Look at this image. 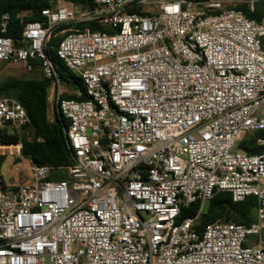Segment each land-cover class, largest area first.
I'll list each match as a JSON object with an SVG mask.
<instances>
[{"label": "built area", "instance_id": "obj_1", "mask_svg": "<svg viewBox=\"0 0 264 264\" xmlns=\"http://www.w3.org/2000/svg\"><path fill=\"white\" fill-rule=\"evenodd\" d=\"M93 3L58 1L17 43L0 20V63L37 62L72 155L65 168L31 166L26 184H5L0 170V264H264V150L238 148L254 132L264 147V18L238 9L255 0ZM54 37L85 100L61 98L71 92L47 53ZM28 123L0 98V137ZM20 148L0 142V155ZM218 192L254 197L253 221L196 230Z\"/></svg>", "mask_w": 264, "mask_h": 264}, {"label": "trees", "instance_id": "obj_2", "mask_svg": "<svg viewBox=\"0 0 264 264\" xmlns=\"http://www.w3.org/2000/svg\"><path fill=\"white\" fill-rule=\"evenodd\" d=\"M58 1L74 4L81 9L94 6L93 0H0V20L3 16L8 18L5 36L17 43L23 24L41 20L40 12L55 6ZM238 9H241L249 20L259 22L264 18V0H255L252 10L244 5ZM89 27L92 30H106L93 25ZM60 40V37L52 38L47 53L54 61L60 83L71 92L64 93L61 98L85 100V88L80 78L71 73L55 56L54 49ZM31 64L33 68L38 66L35 61ZM50 86L51 80L44 77L41 79L8 77L0 81V98H12L19 102L29 119V123L23 127L21 132L15 135L3 134L0 142L6 145L20 143L19 154L26 158L31 166H48L52 169H59L71 165L72 155L63 134L67 120L56 112L55 107H53L52 119L48 117L47 93ZM76 92L80 95L77 96ZM261 135V132L247 135L239 142L238 148L249 155L261 153L264 147L256 144V138ZM2 161L3 158L0 157V165ZM49 179L60 181L66 179V175L62 172L52 173ZM255 207L254 197L250 196L242 202L234 203L228 193L218 192L207 203V210L201 212L195 228L200 231L206 224L216 221L249 224L254 219ZM197 209L196 205L181 208L178 220L194 216Z\"/></svg>", "mask_w": 264, "mask_h": 264}, {"label": "rangeland", "instance_id": "obj_3", "mask_svg": "<svg viewBox=\"0 0 264 264\" xmlns=\"http://www.w3.org/2000/svg\"><path fill=\"white\" fill-rule=\"evenodd\" d=\"M0 63V81L8 78H23V79H41L43 77L40 68H33L31 71H27L21 66L10 65ZM259 112H264V106H262ZM48 117L51 120L53 117V107L49 103L48 107ZM11 153H4L0 155L3 158V161L0 165V170L2 172L3 180L7 185H20L26 184L30 180V169L31 165L29 161L21 156L17 155L12 150ZM19 159V163L15 164V161ZM207 210V204L203 207V212Z\"/></svg>", "mask_w": 264, "mask_h": 264}, {"label": "water", "instance_id": "obj_4", "mask_svg": "<svg viewBox=\"0 0 264 264\" xmlns=\"http://www.w3.org/2000/svg\"><path fill=\"white\" fill-rule=\"evenodd\" d=\"M19 161H20V160H19V159H17V160L15 161V164L19 163Z\"/></svg>", "mask_w": 264, "mask_h": 264}, {"label": "crops", "instance_id": "obj_5", "mask_svg": "<svg viewBox=\"0 0 264 264\" xmlns=\"http://www.w3.org/2000/svg\"><path fill=\"white\" fill-rule=\"evenodd\" d=\"M7 66H9V65H7ZM7 66H6V67H7Z\"/></svg>", "mask_w": 264, "mask_h": 264}]
</instances>
